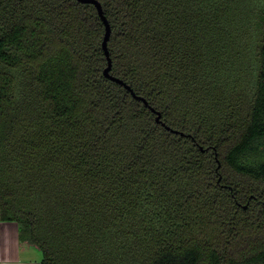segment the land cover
<instances>
[{"label":"trees","instance_id":"16d2710c","mask_svg":"<svg viewBox=\"0 0 264 264\" xmlns=\"http://www.w3.org/2000/svg\"><path fill=\"white\" fill-rule=\"evenodd\" d=\"M99 1L148 105L95 4L0 0V220L41 264H264V0Z\"/></svg>","mask_w":264,"mask_h":264},{"label":"crops","instance_id":"0c3cea01","mask_svg":"<svg viewBox=\"0 0 264 264\" xmlns=\"http://www.w3.org/2000/svg\"><path fill=\"white\" fill-rule=\"evenodd\" d=\"M42 258L39 247L20 240L17 222L0 220V264H41Z\"/></svg>","mask_w":264,"mask_h":264},{"label":"water","instance_id":"95a60500","mask_svg":"<svg viewBox=\"0 0 264 264\" xmlns=\"http://www.w3.org/2000/svg\"><path fill=\"white\" fill-rule=\"evenodd\" d=\"M81 2H86V3H93L95 4V6L97 7L98 9V12H99V15L101 16L102 20L104 21L105 23V26H106V31H105V36H104V39H103V48H104V51L106 53V56L108 58V67L105 69L104 73L107 77L111 78L112 80L114 81H117L118 83H121L123 84L127 89H129L132 94L138 98V99H141L143 100L147 105L149 104L148 100L143 97V96H140V95H137L135 93V91L133 90V88L127 84L123 79L119 78V77H116V76H113L111 74V69H112V65H113V61H112V57H111V53H110V50H109V40H110V36H111V33H112V27H111V24L108 20V17L106 16L105 12H104V9H103V6H102V3L99 1V0H79ZM152 110L157 114V121H161V113L160 111L156 110L155 108H153L151 106ZM165 124V123H164ZM166 125V124H165ZM166 127L168 129H171L170 126L166 125ZM176 133H179L180 131L178 130H174ZM181 134H184V132H180Z\"/></svg>","mask_w":264,"mask_h":264},{"label":"rangeland","instance_id":"374dc122","mask_svg":"<svg viewBox=\"0 0 264 264\" xmlns=\"http://www.w3.org/2000/svg\"><path fill=\"white\" fill-rule=\"evenodd\" d=\"M40 249V248H39ZM41 250V249H40ZM42 252V251H41Z\"/></svg>","mask_w":264,"mask_h":264}]
</instances>
